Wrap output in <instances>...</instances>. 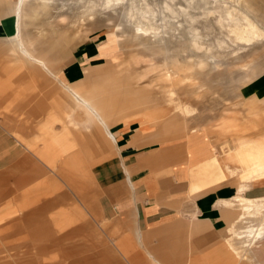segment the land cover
Returning <instances> with one entry per match:
<instances>
[{"label":"crops","instance_id":"obj_1","mask_svg":"<svg viewBox=\"0 0 264 264\" xmlns=\"http://www.w3.org/2000/svg\"><path fill=\"white\" fill-rule=\"evenodd\" d=\"M34 1L26 3L23 9L25 18L22 15L19 18L23 0H0V30L3 32V35L0 33V51L17 58L28 68L41 67L52 74L58 67L53 63V56H59L67 63L78 46V40L72 45L65 38L61 39L57 32L33 33L32 27L43 25L40 19L28 17L29 9H35L30 5ZM49 25H54V22ZM90 32L83 38L87 39ZM245 40V45L252 43L250 39ZM167 63L159 67L149 64L147 73L160 70L175 96V75L183 73L192 80L195 73L190 76L187 66L184 72H173V63L171 68ZM211 64L215 69L219 62L213 58ZM195 65L198 70L205 67L202 61ZM122 66L111 64L89 74L98 87L88 96L77 91L72 95L71 86L86 80L92 67L82 70L84 76L76 68L70 69L68 77L64 75L67 81L64 87L68 92L65 96L70 100L71 96L75 97V105L86 109L88 115L85 118L92 122L89 131L96 138L95 142L93 138L90 141V151L98 156L86 167L92 171L91 176L64 181L74 194L63 193L59 178V182L43 179L32 185V180L39 176L36 175L23 185L25 180L21 178L30 176L35 169H44L45 161L12 137L9 131L0 130V218H6L3 232L6 235H36V254L52 250L55 255L63 250L71 259L70 264H264V241L254 246L249 257L238 254L242 250L241 244L232 242L230 238L229 246L225 242L226 212L222 209L234 207L238 213L229 222L228 236L241 210L227 204L232 200H223H235L240 187L231 183L220 185L222 179L231 180L230 173L236 172L229 167L221 169V158L217 156L218 151H214L217 148L213 141L208 151L197 144L187 147L186 142L166 146L167 142L158 141L160 130L150 120V111L144 112L149 109H142L138 116L135 114L136 120L118 121V115L124 113L126 104H143L164 98L163 95L149 97L150 94L143 93L144 89L141 92L124 90L126 80L118 85L113 73ZM247 68L240 79L234 77L223 84L227 91L250 92L241 101L245 117L264 109L263 92L252 88L254 82L264 80V69ZM254 74L260 77L254 80ZM140 77L146 78V73ZM223 105L219 102L213 107L218 114L215 118L220 120L217 129L225 128L240 118L221 117L219 113ZM176 109L183 116L192 115L189 108L179 101ZM209 110L204 104L196 109L194 115L204 112L205 121L212 118L207 114ZM166 127L173 128V125L166 124ZM61 145L67 148L68 142L63 141ZM28 152L34 156L33 159ZM81 152L75 151V154L80 156ZM242 152L245 153L244 158L250 160L251 156L263 153L264 146L256 145ZM83 162L86 164V157H83ZM61 164L73 169L72 172L84 169V165L81 168L76 164L66 166V161ZM243 185L246 187L249 183ZM244 191L250 198L264 196L260 185ZM24 204L28 208L10 220L9 216L18 214L15 211ZM55 235L65 238H59L57 242ZM73 239L76 240L75 245L71 244ZM64 242H67L66 246L57 247ZM78 244H84L83 248L77 247ZM82 250L86 251L85 255L79 254ZM94 251L98 252L95 256Z\"/></svg>","mask_w":264,"mask_h":264},{"label":"rangeland","instance_id":"obj_2","mask_svg":"<svg viewBox=\"0 0 264 264\" xmlns=\"http://www.w3.org/2000/svg\"><path fill=\"white\" fill-rule=\"evenodd\" d=\"M165 1L154 0L153 6L158 4L156 10L142 12L143 16L140 18L144 21L145 30L140 33L143 34V38L132 40L131 36L137 33V30L135 27L132 29V26L121 23L124 8L111 11L109 16L101 12L98 19L90 20L88 17L90 11L103 10V0H45L43 4L46 6L45 15L40 19L43 25L30 27V30L33 33L42 32L44 29L50 33L61 30L65 36L70 34L71 40H78V46L67 63L61 61L59 56H53V63L58 64V67L52 74L41 67L28 68L21 61L18 62L17 58L0 51V130L9 131L12 137L17 138L32 153L45 161L44 169H35L30 172V176L21 178L22 181L25 180L23 185L39 175L32 180L34 181L32 185L43 179L50 181L60 179L63 193L74 194L65 186L64 181H71V178H85L88 174L91 176L92 171L86 167L94 157H98L91 153L89 145L92 138L95 142L96 136L91 130L89 131L92 122L90 123L89 118H85L88 115L86 109L75 105V97L71 96L70 100L65 96L68 92L64 87V83H67L64 75L67 76L70 69L76 68L84 76L82 70L92 67L88 70L86 80L71 86L72 95L77 91L83 96H88L98 87L89 74L111 64H121L124 65L123 68L115 69L113 73L118 79V85L126 80L127 87L124 90L141 92L144 89L143 93L147 96L150 94L149 97L163 95L164 98L148 100L143 104H126L124 113L118 115V121L136 120L138 113L143 112L142 109H149L144 112L147 114L150 111L152 115L150 120L154 121L160 130L158 141L167 142L166 146L186 142L187 147L197 144L199 148L208 151L213 141L214 147L217 148L214 151L217 150L218 153L216 151L215 153L221 158L220 165L223 166L221 169L226 170L229 167L236 172L230 173L231 180L222 179L220 185L237 184L240 192L236 197L243 194L252 200L264 198V196L247 197L244 191L257 185L264 189V152L258 156H251L250 160L245 159V153L242 152L256 145L264 146V109L245 117L241 101L250 92L227 91L223 86L226 81H232L234 77L240 79L247 67L264 69V0H247L245 8L229 0H175L172 9L169 7L164 10ZM230 6L238 9L236 15H229ZM147 12L150 13L146 14ZM106 16L109 17L110 22ZM53 22L54 25H49ZM120 28H125L127 31L121 35L118 32L117 35L120 37L110 41L109 35ZM195 28L196 32L190 33V30ZM89 31H91L89 36L84 39ZM166 32L170 35L168 52L160 51L164 45L157 43V36L161 39ZM0 33L3 35L1 30ZM243 39H250L252 43L245 45ZM149 46H153L159 52L149 50ZM213 58L220 64V66L217 64L218 67L215 69L212 64L210 65ZM197 61L205 63L202 70L197 69L195 65ZM166 63L169 66L173 63V72L177 70L184 72L187 66L190 76L195 73L192 80L183 73L174 77L177 92L175 96L171 93L160 70L147 73L149 64L159 67ZM145 73L146 78L140 77ZM253 76L254 80L260 77L256 74ZM254 83L253 91L260 90L264 94V80ZM177 101L189 108L192 115L179 114L176 109ZM219 102L224 104L219 113L221 117H240L239 120L222 129L216 127L220 120L215 118L217 113L213 108ZM204 104L210 108L207 114L212 116L205 121H203L204 112L194 115L196 109ZM166 124L173 125V128L166 127ZM20 134L23 139L20 138ZM63 141L68 142L67 148L61 145ZM75 151L82 152L77 156ZM85 151L89 153L86 154ZM28 154L33 159L34 156L30 152ZM83 157H86V164L83 162ZM65 161L66 166L76 164L81 168L84 165L83 170L87 172L84 173L83 170L72 172L73 169L62 166L61 163ZM244 183L249 185L244 187ZM40 186L41 184L37 187ZM233 199L223 201L232 200L230 205H235L241 210L238 202ZM24 208H28L27 204L20 205L15 212L18 213ZM222 210L226 212H224L225 242L229 246V238L232 242H237L236 238L231 237V232L228 236L227 230L230 220L238 213L234 211V207ZM261 214L264 215V209L260 216L257 214L256 218L249 220L252 221L251 224L237 225L239 226L237 229L243 231L246 230L245 226L248 228L252 225L254 228L259 227L264 219ZM17 216H20L19 213L9 216V219L12 220ZM5 219L0 218V264H70L71 259L67 258L63 250L56 252L55 255L52 250L36 254L34 249L36 235L30 237L21 236L19 233L6 235L3 232ZM59 238L64 239L65 236L55 235V241L58 242ZM66 244L67 242H64L57 247ZM71 244L75 245L76 240L73 239ZM79 246L83 248L84 244H78L77 247ZM85 253L86 251H79L80 255ZM93 254L95 256L98 252L94 251Z\"/></svg>","mask_w":264,"mask_h":264},{"label":"bare ground","instance_id":"obj_3","mask_svg":"<svg viewBox=\"0 0 264 264\" xmlns=\"http://www.w3.org/2000/svg\"><path fill=\"white\" fill-rule=\"evenodd\" d=\"M44 1L45 0H35L34 3H30V5L33 6L36 10L35 9L34 10H30L29 9V11H28L29 12L28 13V17L29 18L41 19L42 17H44L45 10H46V8H45L46 6L43 5ZM174 1L175 0H166L165 1L164 10L168 9L169 7L171 8L173 6ZM229 2L235 3V4H237V6H242L244 8L247 7V0H229ZM26 3L29 4V0H23L22 7L19 10V18H21V15L25 18L26 11L23 10V9L25 8ZM157 3H159V2L157 1ZM102 4H103V10L90 11V13L88 14V17L90 18V20L98 19V16L101 15V12H103L104 14L109 16V15H111V13H110L111 11L117 10L119 8H124L125 11L122 14V18H121L122 22L121 23L128 24V25H130V27L132 26L131 27L132 29H133V27H135L136 30H137V33H135V34L133 33V35L131 36L132 40L133 39L136 40V39L143 38V34L140 33V31L145 30L144 29V21L141 20V18H140V16H143L142 12H144L146 10H150V11L153 10L154 11V10H156L155 7L158 5L157 4L156 6H153L155 4L154 0H103ZM196 6H197V4H196ZM39 7H40V9H39ZM189 8H190V6H189ZM237 12H238V9H236L234 7H231V6L229 7V13H230L229 15H231V16H233L234 14L236 15ZM149 13L147 12L146 14H149ZM242 15L244 16V14H242ZM92 17H95V18H92ZM119 17H120V14H119ZM230 18H232V17H230ZM107 19L109 21V17H107ZM44 31H47V30L44 29ZM126 31L127 30L125 28H120L117 31L112 32L111 35H109L110 41L116 40L118 37H120V36L117 35L118 32L121 35L122 33H125ZM56 32L59 35L61 34L60 38L61 37L65 38V40H67V43H68V41H69V44L73 43L74 40L73 39H72L73 41L71 40L70 34L68 36H65V33H62L61 30L60 31L56 30ZM195 32H196V28L193 29V30L192 29L190 30V33L194 34ZM251 35H252V33H251ZM243 36L245 37V35H243ZM169 37H170V35H169L168 32H166V34L161 39H160V36L159 37L157 36V43L160 42L162 46L164 45L163 48H161V49L159 48L160 51H164L165 50V51L168 52L170 50L169 49V45L170 44H168L169 43L168 42L169 41ZM131 38H129V39H131ZM253 39H255V37ZM243 40H245V39H243ZM148 49L151 50V51H154V52H159L158 49H155L153 46H151V47L149 46ZM185 112H187V111H185ZM235 201L238 202L239 207L241 208V214L238 217L237 223L235 224V226L230 231L231 232V237L236 238L237 243L242 245V250L240 252H238V254L240 256H242V257L243 256L249 257L250 256L249 254H251V252L253 251L254 246H256L260 242L264 241V219H263V222L261 223V225L259 227H255L254 228V226L252 225V226H249L248 228H246V226H245L244 228L246 230H243V231H240L237 228L240 226V224H241V226L242 225H246V224H251L252 221H249V220H251L252 218H256V215L257 214L259 215L263 211V209H264V198L263 199H257V200H250V199L245 198V196L239 195L237 198H235ZM227 204L230 205L231 203L227 202ZM233 206H235V205H233ZM262 216H264V215H262ZM237 225H239V226H237Z\"/></svg>","mask_w":264,"mask_h":264}]
</instances>
